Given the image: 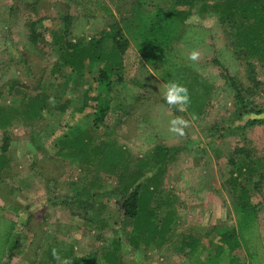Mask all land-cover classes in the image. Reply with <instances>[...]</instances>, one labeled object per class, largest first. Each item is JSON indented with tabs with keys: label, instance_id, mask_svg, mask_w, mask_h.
I'll return each instance as SVG.
<instances>
[{
	"label": "rangeland",
	"instance_id": "rangeland-1",
	"mask_svg": "<svg viewBox=\"0 0 264 264\" xmlns=\"http://www.w3.org/2000/svg\"><path fill=\"white\" fill-rule=\"evenodd\" d=\"M102 1L113 15L91 13L95 6L89 0H0V106H17L21 98L27 101L42 93L53 97L39 120L19 118L0 128V155L1 145L7 140L5 156L17 161L15 185L20 188L7 204L21 210L18 234L31 264H59L49 258L51 245L62 258L95 255L103 261L100 264H108L104 253L112 249L113 237L132 227L130 220L124 225L121 221L117 178L106 173L96 177L86 160L63 154L74 147L64 145L62 140L70 137L73 141L85 130L93 133V145L115 141L131 160L150 158L161 145L173 149L159 188L167 193L169 208L176 210L178 234H205L214 225L235 226L234 204L238 198L229 180L245 162L240 160L245 154L241 150L249 152L254 166L262 164L252 179L258 183L253 200L259 205V231L264 240V63L243 59L227 36L234 31L230 24L220 23L216 16H192L174 50L212 85L203 114L193 120L189 107L180 112L167 104L166 84L143 59L136 41L128 37L124 24L132 0ZM158 4L168 7L172 0H144L141 10L154 13ZM65 15L71 17L68 40L73 43L86 44L102 38L105 31L115 34L119 30L118 40L123 41L119 38L122 35L128 38L123 69L105 73L103 64L88 63L80 79L82 85L73 90L77 74L74 72L75 78L70 79L71 68L54 70L60 49L51 32L65 27ZM115 22L117 28L112 26ZM28 23H34L36 40L33 34L30 37ZM104 40L102 51L110 46L112 37ZM193 50L200 52L195 62L188 59ZM252 70L259 87L251 80ZM101 73L106 75L103 80ZM232 79L241 91L252 89L247 97L254 100L253 107L260 112L246 114L242 110ZM12 80L22 85L17 102L8 93ZM107 81L110 88L103 92L104 112L93 107L94 100L78 112L83 91L91 87L89 94L95 96L101 83ZM66 100L70 102L65 109L55 108ZM178 116L190 122L184 136L169 131L170 121ZM242 176L246 178L247 173ZM94 179L98 180L95 186ZM149 182L150 187L155 186V180ZM85 191H90L89 196ZM162 209L166 213L168 208ZM175 244L179 245V240L173 245L143 246L133 252L124 246L117 252L118 264H190L189 257L175 249ZM18 250L11 259L15 256L14 264H26ZM206 255L207 251L204 259ZM235 255L239 260L230 261L229 256L223 264H246L242 250Z\"/></svg>",
	"mask_w": 264,
	"mask_h": 264
},
{
	"label": "trees",
	"instance_id": "trees-1",
	"mask_svg": "<svg viewBox=\"0 0 264 264\" xmlns=\"http://www.w3.org/2000/svg\"><path fill=\"white\" fill-rule=\"evenodd\" d=\"M89 3L95 6V9H91V13L103 11L104 14L113 15L110 7L106 6L102 0H89ZM142 3L144 0L130 2L129 16L126 17L124 24L125 31L128 37H132L136 41L139 53L152 66L154 74L161 81L166 85L170 82H177L187 87L191 99L189 108L196 118H200L203 114L206 100L211 95L212 85L208 83L206 77L196 72L174 50L175 44L183 37L187 21L192 16H216L220 23L230 24L234 31L228 33L227 36L234 48L239 50L243 59L248 62L254 60L261 65L264 63V0H217L213 3L209 0H172L170 6L161 7L158 4L156 11L148 14L141 10ZM70 18L69 15H65L62 20L65 27L57 32L52 31L51 35L54 44H59L60 49L59 61L54 70H57L58 67L71 68L70 79L75 78L74 72L77 74V83L73 90H77L78 85L81 84L80 79L88 63L103 64L105 73L114 69H123L125 52L130 44L128 38L122 35L119 38H122L123 41L118 40L119 30L115 33L116 35L105 31L102 38L93 39L86 44L73 43L68 40L72 32ZM112 26L117 28L118 23L115 22ZM28 27L31 31L30 37L32 34L34 36V23H28ZM107 36L112 37V41L110 46L102 51L101 45ZM36 39L35 35L34 40ZM255 73L252 70L251 80L255 87H259L260 81L257 80ZM105 76L101 73L100 78L103 80ZM19 83L17 80H12L8 85V93L13 95L16 102L20 100L17 93L23 92L20 90L22 85ZM232 86L236 90L237 101L246 114L260 112L253 107L254 100L247 97L248 92H251L252 89L248 87L241 91L233 79ZM109 88L110 83L107 81L101 83L99 92L95 96L89 94V91L92 90L91 87L83 91V103L77 108V111L85 110L89 106V101L94 100L93 107L103 113V108H107L103 101V92L109 91ZM55 97L57 98V96ZM52 99L51 95L42 93L27 101L21 98L17 106H0V128L12 125L19 118L27 122L39 120L42 112L47 108L46 103ZM69 102L66 100L63 103H57L55 108L65 109L64 106ZM100 119H103L102 115H100ZM93 137L90 130L80 132L73 141L70 137H65L62 143L68 146L73 145L74 149L63 152V154L86 160L87 164L89 163L88 166L93 167L92 170L95 171L96 177H99L101 173H106L117 178L119 189L117 204L121 221L124 225L130 220L132 227L123 231L122 235L113 237L112 249H108L104 253V260L108 264H118L117 252L124 246L133 252L143 246L159 247L167 243L173 245L175 240H179V245L175 244L174 248L183 251L189 257L190 264H223L225 258L229 256V260L235 262L239 260L238 255H235L237 250L244 252L245 259L241 258L247 260L246 264H264V240L261 239L258 221L259 205L253 200L258 183L252 179V174H257L258 167H261L262 164H258V167L254 166L252 155L249 152L241 150V153L245 152V154L240 156V160L244 159L245 162L239 168L238 174L234 176L233 173L229 180L233 192L238 198L234 204L235 226L214 225L205 234H178L175 229L176 210L173 209L174 207L169 208L170 202L167 193L159 188L161 180H163L165 166L171 160L173 149L161 145L150 158L136 161L131 160L124 147L118 146L115 141L108 143L98 141L96 145H93ZM1 146L2 155L0 157L7 158L5 156V153L8 152L7 140ZM243 173H247L246 178H243ZM148 174H150L149 178L146 177ZM261 177H263L262 174ZM148 180H155V186L150 187ZM96 181L98 182L94 179L92 185L95 186ZM89 193L90 191H85V195L89 196ZM80 201L84 202L85 200L80 199ZM162 208H168L167 212L163 213ZM16 225L17 222L1 219L0 247L10 238L16 237V234L13 237ZM53 248L56 247L51 245L49 248V258L51 257V259L53 258ZM206 251L207 255L204 259L203 254ZM94 256L72 255L68 259H71L73 264H100L103 262L101 258L99 260V256L96 258Z\"/></svg>",
	"mask_w": 264,
	"mask_h": 264
},
{
	"label": "crops",
	"instance_id": "crops-1",
	"mask_svg": "<svg viewBox=\"0 0 264 264\" xmlns=\"http://www.w3.org/2000/svg\"><path fill=\"white\" fill-rule=\"evenodd\" d=\"M16 162L17 161L11 157H0V221L1 219H4L10 222H17V225L13 230V237H15L16 234L17 238H10L8 242H4V245L2 244L0 247V264H14L16 257L14 256L12 259L11 257L13 256L14 251L17 250V247H19L17 253L21 254L22 259L25 260L22 262L31 264L30 255L24 250V248L21 249L22 243L18 234V215H21V210L16 205L7 204V201L12 199L14 195H16L15 193L19 192L20 189L18 185H15L17 173L15 170Z\"/></svg>",
	"mask_w": 264,
	"mask_h": 264
},
{
	"label": "clouds",
	"instance_id": "clouds-1",
	"mask_svg": "<svg viewBox=\"0 0 264 264\" xmlns=\"http://www.w3.org/2000/svg\"><path fill=\"white\" fill-rule=\"evenodd\" d=\"M200 58V52L197 50L191 51L188 59L195 62ZM164 99L169 106L175 107L180 112H185L191 104L190 95L186 86L177 82H170L166 85ZM192 119H196L193 115ZM190 126V122L183 117H175L170 121L169 131L179 136L185 135V129ZM52 256L59 264H73V261L68 258H62L56 248L52 249Z\"/></svg>",
	"mask_w": 264,
	"mask_h": 264
}]
</instances>
